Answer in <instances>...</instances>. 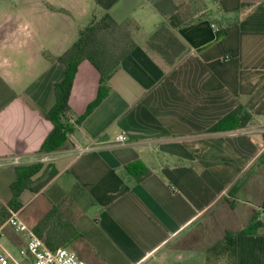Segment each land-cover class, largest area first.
<instances>
[{"label": "crops", "instance_id": "obj_1", "mask_svg": "<svg viewBox=\"0 0 264 264\" xmlns=\"http://www.w3.org/2000/svg\"><path fill=\"white\" fill-rule=\"evenodd\" d=\"M182 1L118 0L108 9L119 23L135 20V47L69 144L43 153L53 128L44 114L66 74L55 57L76 30L35 28L17 40L13 28L0 26V208L18 165L53 166L45 186L20 193L18 215L31 227L81 185L93 203L66 244L79 241L77 256L87 264H264V222L241 232L264 209V96L245 127L209 131L264 82V0H203V17L174 30L186 51L170 65L147 38ZM99 79L88 60L78 63L68 97L74 114L97 97ZM135 161L150 170L140 181L125 172ZM227 231L236 232L233 257L224 248ZM6 238L24 245L15 231Z\"/></svg>", "mask_w": 264, "mask_h": 264}, {"label": "trees", "instance_id": "obj_2", "mask_svg": "<svg viewBox=\"0 0 264 264\" xmlns=\"http://www.w3.org/2000/svg\"><path fill=\"white\" fill-rule=\"evenodd\" d=\"M95 4L104 11L101 16L92 15L87 25L78 30L77 39L55 59L64 65V78L55 82V101L50 110L44 114L53 124L51 132L46 136L39 151L50 152L66 147L69 144V134L74 131L84 117L110 91L109 79L119 69L120 62L135 47L133 31L137 30L134 19L127 18L117 22L108 9L118 0H94ZM206 5L203 0H184L177 4L176 12L167 21L160 23L147 38V46L159 54L167 64L173 65L185 53V44L176 36L174 30L201 19ZM200 12V13H199ZM199 13V15H197ZM88 60L99 72L97 97L89 104L86 112L76 115L68 104L71 86L75 77L78 63ZM264 96V82L248 98L244 105L238 104L223 119H219L209 131L227 130L245 127L252 119V109ZM264 163V159H263ZM125 172L135 181H140L149 168L141 161L127 163ZM17 178L10 186L11 199L6 206L0 208V224L5 222L11 211L20 208L19 195L24 189L37 192L55 175L56 169L49 164L36 161L29 165H18L15 168ZM93 203L83 187L75 184L69 194L60 204L52 205L48 211L35 222L31 228L41 237L49 248H57L71 242L79 236L75 229L78 217ZM256 215L250 226L241 232H250L258 228L261 222L256 221ZM236 232L227 231L224 235V248L230 257L234 255Z\"/></svg>", "mask_w": 264, "mask_h": 264}, {"label": "rangeland", "instance_id": "obj_3", "mask_svg": "<svg viewBox=\"0 0 264 264\" xmlns=\"http://www.w3.org/2000/svg\"><path fill=\"white\" fill-rule=\"evenodd\" d=\"M50 5L57 8L63 7L66 10L61 8L51 12L49 10ZM102 12L104 13L94 0H0V26L13 28L17 34V40L29 39L26 36L32 38L34 36L33 29H45L46 27V29H57L58 31L76 30L74 33L76 40L79 28L88 24L91 15L99 16ZM27 30L29 34L26 33ZM17 213L19 214V211ZM20 215L21 219L24 218L23 212L20 211ZM4 232L7 237L13 235V230L10 227L5 228ZM6 236L0 234V251L7 252V254L20 260L22 257L19 253V245L7 242ZM74 244L63 246L73 250L80 257L78 252V248L81 246L80 242L76 240Z\"/></svg>", "mask_w": 264, "mask_h": 264}, {"label": "built area", "instance_id": "obj_4", "mask_svg": "<svg viewBox=\"0 0 264 264\" xmlns=\"http://www.w3.org/2000/svg\"><path fill=\"white\" fill-rule=\"evenodd\" d=\"M126 140L124 134L117 137V141ZM256 221L264 222V209L256 215ZM13 231L24 238V245L19 248L20 260L15 259L7 252L0 251V264H87L74 251L66 247L49 248L44 240L28 226L16 211H11L5 222Z\"/></svg>", "mask_w": 264, "mask_h": 264}]
</instances>
